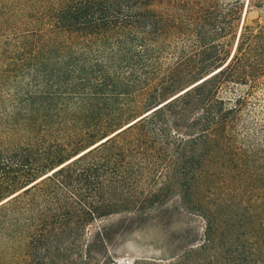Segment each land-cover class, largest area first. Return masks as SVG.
<instances>
[{
	"label": "trees",
	"instance_id": "1",
	"mask_svg": "<svg viewBox=\"0 0 264 264\" xmlns=\"http://www.w3.org/2000/svg\"><path fill=\"white\" fill-rule=\"evenodd\" d=\"M238 4L234 0L223 14L211 0L163 8L157 0L61 2L35 48L45 63L58 49L56 34H118L123 48L90 62L77 58L57 72L70 100L62 93L42 99L33 92L18 102L25 113L15 128L25 143L0 149V193L24 185L0 201V216L36 207L24 231L31 246H46L99 216L126 213L144 219L141 209L157 199L150 186L159 163L182 164L194 180L208 176L214 150L227 145L253 88L264 80V24L243 22L234 41ZM177 35L192 39L195 49L181 50L168 81L140 104L119 105L120 95L153 72L161 43ZM80 103L87 116L81 121L85 137L71 150L35 151L33 133ZM69 152L75 153L67 157ZM193 201L189 209L206 211Z\"/></svg>",
	"mask_w": 264,
	"mask_h": 264
},
{
	"label": "rangeland",
	"instance_id": "2",
	"mask_svg": "<svg viewBox=\"0 0 264 264\" xmlns=\"http://www.w3.org/2000/svg\"><path fill=\"white\" fill-rule=\"evenodd\" d=\"M63 1L0 0V149L25 143L19 141L23 139L15 122L24 116L18 102L26 94L35 92L42 99H50L62 93L60 97L70 100L65 83L56 81L57 72L77 63V58L90 62L123 48L118 44V34H56L52 40L59 42L58 49L45 63L35 48ZM193 1L157 0V4L163 8ZM211 1L223 14L229 13L234 3ZM239 3L234 41L243 22L264 24V0ZM193 48L189 37L166 38L157 48L159 58L153 72L129 87L125 97L120 95L118 104H140L148 93L168 81L179 52L190 54ZM33 50L38 56L33 57ZM261 82L253 88L245 115L229 133L227 145L214 150L208 176L194 180L182 164L167 167L159 163L154 170L155 183L150 186L157 199L141 209L144 219L126 213L99 216L83 229L69 232L63 239L54 238L46 246H31L24 231L29 218L38 211L36 207L18 215L5 210L6 216H0V264H264V80ZM83 106H67L58 117L48 120L44 130L34 132L38 143L35 151L71 150L85 137ZM173 168L176 172L172 174ZM22 185L0 193V201ZM196 199L204 204V213L200 207L198 211L189 209Z\"/></svg>",
	"mask_w": 264,
	"mask_h": 264
},
{
	"label": "bare ground",
	"instance_id": "3",
	"mask_svg": "<svg viewBox=\"0 0 264 264\" xmlns=\"http://www.w3.org/2000/svg\"><path fill=\"white\" fill-rule=\"evenodd\" d=\"M97 144H98V143H97ZM97 144H96V145H97ZM92 147H93V146H92ZM92 147H91V148H92Z\"/></svg>",
	"mask_w": 264,
	"mask_h": 264
}]
</instances>
